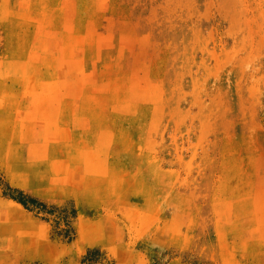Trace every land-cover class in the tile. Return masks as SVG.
I'll use <instances>...</instances> for the list:
<instances>
[{"label":"rangeland","instance_id":"1","mask_svg":"<svg viewBox=\"0 0 264 264\" xmlns=\"http://www.w3.org/2000/svg\"><path fill=\"white\" fill-rule=\"evenodd\" d=\"M0 264H264V0H0Z\"/></svg>","mask_w":264,"mask_h":264},{"label":"trees","instance_id":"2","mask_svg":"<svg viewBox=\"0 0 264 264\" xmlns=\"http://www.w3.org/2000/svg\"><path fill=\"white\" fill-rule=\"evenodd\" d=\"M24 196L25 195H23V194H20V198L21 199H19L18 201L21 203V204H23L24 206L26 205V200L24 199ZM27 198V200H29L30 202H37L36 201V199H34V198H31V197H26Z\"/></svg>","mask_w":264,"mask_h":264},{"label":"bare ground","instance_id":"3","mask_svg":"<svg viewBox=\"0 0 264 264\" xmlns=\"http://www.w3.org/2000/svg\"><path fill=\"white\" fill-rule=\"evenodd\" d=\"M79 234H80V233H79ZM82 237H84V233H83V234L81 233V235H80L79 238H78V241H77L76 244H75L77 250H79V249L82 248V247H81V245L83 244V243H82V241H83V240H82ZM84 240H85V239H84ZM82 249H83V248H82Z\"/></svg>","mask_w":264,"mask_h":264}]
</instances>
